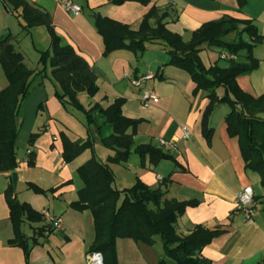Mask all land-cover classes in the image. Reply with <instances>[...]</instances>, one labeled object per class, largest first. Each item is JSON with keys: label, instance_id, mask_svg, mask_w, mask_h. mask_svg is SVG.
Segmentation results:
<instances>
[{"label": "crops", "instance_id": "obj_1", "mask_svg": "<svg viewBox=\"0 0 264 264\" xmlns=\"http://www.w3.org/2000/svg\"><path fill=\"white\" fill-rule=\"evenodd\" d=\"M27 1L48 12L56 33L95 69L99 92L94 97L86 93L79 95L84 110L89 111L96 105L107 109L118 99L126 100L124 116L142 120L134 136L135 146L151 145L172 157L154 165L149 157L141 160L133 148L128 162L109 164L115 175L114 189L122 192L141 181L152 189H161L167 200L197 202L196 207L188 208L179 218L177 232L180 236H188L200 226L221 232L203 249L202 259L209 264H263L264 209L260 199L264 193L255 186L253 174L256 173L245 167L238 140L228 134L226 117L230 107H215L209 119L213 131L208 140L202 130L203 115L210 102L207 94L202 91L195 94L196 85L189 73L169 65V49L165 43H148L146 52L140 56L131 50H120L105 57L104 41L93 15L98 13L138 31L144 16L156 6L170 13L167 28L180 35L185 43H189L193 33L204 24L225 17L251 21L264 37V0H247L244 7L239 5L238 0H153L148 6L134 2L115 6L112 0H72L83 9L77 15L65 10L63 0ZM21 12L22 9L15 11L11 1L0 0V39L10 36L28 68L39 73L43 69L39 63L40 55L50 49L51 36L45 26L25 30L21 18L17 17ZM235 39L234 34L228 37L229 41ZM243 39L251 42L247 35H243ZM155 47L165 52L161 61L160 57L148 56ZM212 49L216 48H206L200 54L205 67L207 63L203 52ZM217 51L219 55L222 52L220 49ZM253 54L259 60L258 70L238 78V83L245 92L260 97L264 94V39L255 47ZM241 56L243 59L246 54L241 53ZM30 59L33 68L28 65L27 60ZM217 64L222 68L229 66V62L219 60L211 67ZM149 74L159 80L147 82L143 89L132 86V79ZM44 76L34 80L18 118L20 133L17 142L21 145L24 122L20 113L23 105L31 101L37 110L30 136L40 133L31 149L36 154L35 166H28L27 157L18 158L17 150V170L10 174L0 173V264H87L86 256L96 235L95 220L91 211H77L71 207L78 201L79 191L84 187L78 169L92 158L107 163L108 158L115 155L114 151L101 144L97 128L92 126L90 131L95 137L93 149L86 150L71 163L64 161L62 134L73 142L86 141L89 127L85 112L76 109L85 116L86 123L78 128L76 137L72 131L66 130L69 128L67 114L55 98L59 86L52 78L50 68ZM47 80L53 83L51 90L45 84ZM7 86L8 81L0 64V92ZM148 90L154 91L160 102L145 108L141 97ZM184 131L190 134L188 139L184 138ZM27 139L25 137L23 141L27 142ZM160 139L172 145L161 146ZM14 173L18 177L16 186L12 180ZM158 177H162L163 181L159 182ZM27 183H34L48 193L35 194L28 189ZM11 184L19 203L29 204L41 215L49 212L53 217L63 219V229L53 233L44 218L36 223L25 221L20 231L29 247L28 254L22 247L11 244L16 235L6 197ZM247 186L254 188L257 203L252 222L236 209L237 196ZM116 249L119 264H158L164 255L159 239L153 247L131 239H118Z\"/></svg>", "mask_w": 264, "mask_h": 264}, {"label": "trees", "instance_id": "obj_2", "mask_svg": "<svg viewBox=\"0 0 264 264\" xmlns=\"http://www.w3.org/2000/svg\"><path fill=\"white\" fill-rule=\"evenodd\" d=\"M21 18L22 27L29 31L34 27L45 26L51 36L50 49L42 52L39 63L43 69L35 73L24 62L23 55L12 44L10 36L0 39V64L8 81V86L0 92V173H13L18 168L17 141L20 133L19 112L24 99L29 94L34 80L42 76L47 68L51 69L52 78L59 86L55 92L62 105H70L84 111L89 127L86 141H71L62 134L63 159L71 163L86 150H92L95 143L90 127L97 128L101 144L114 151L107 163L92 158L78 169L84 187L79 191V199L71 207L77 211H91L95 220V240L90 251L101 252L105 264H119L116 242L118 239H131L136 243L153 247L157 239L163 246L164 255L158 264H209L201 258L202 251L218 237L220 231L206 227H197L188 236H180L177 224L188 208L198 205L195 201L176 202L165 199L161 189H152L141 181L131 188L119 192L114 189L115 175L109 164H121L129 161L132 150L141 160L146 157L157 165L163 160L172 159L151 145L135 146L134 136L142 120L126 118L123 114L124 99L116 100L107 109L96 105L85 111L79 95L86 93L94 97L99 88L95 69L80 55L75 48L66 43L55 30L50 14L27 0H9ZM134 2L148 6L153 0H112V5L122 6ZM244 7L247 0H238ZM95 23L104 41V56L120 50H131L142 55L148 43L164 42L170 56L169 65L185 70L195 83V94L202 91L207 94L209 105L202 119L203 134L210 139L212 129L209 119L215 107L228 104L230 112L226 117L227 131L231 138L239 143L240 154L247 170L260 176L264 188V94L254 97L245 92L238 83V78L249 76L259 68V60L254 57V49L263 42L264 37L251 21H241L225 17L209 22L193 33L189 43L167 28L170 13L153 6L144 16L138 31L129 25L94 13ZM242 27V28H241ZM236 39L229 41L230 35ZM247 35L251 42L243 39ZM206 48H216L237 54L238 61L229 62L227 68L218 64L207 69L200 54ZM241 53L246 56L242 59ZM226 90L220 99L217 89ZM40 133L30 136L29 144ZM27 164L35 166V152L28 151ZM30 191L45 195L47 190L34 183H27ZM6 197L15 227L13 245L22 247L29 253V247L20 229L25 221L36 223L43 220V215L27 203H19L17 193L9 186ZM19 203V206L17 205ZM264 209V202H263ZM51 233L55 232L52 228ZM264 264V263H263Z\"/></svg>", "mask_w": 264, "mask_h": 264}, {"label": "built area", "instance_id": "obj_3", "mask_svg": "<svg viewBox=\"0 0 264 264\" xmlns=\"http://www.w3.org/2000/svg\"><path fill=\"white\" fill-rule=\"evenodd\" d=\"M62 6L65 8L67 12L72 14H80L83 9L80 5L76 4L72 0H63ZM219 59L221 61L234 62L238 61L239 57L237 54L230 53L227 51H222L219 55ZM155 79L154 75H143L138 78H134L131 81V84L136 89H143L144 85ZM160 99L157 94L148 90L142 94L141 103L145 108H149L153 105L159 104ZM190 134L187 131H184V138L188 139ZM159 144L161 146H171L172 144L166 140L160 139ZM29 153V152H28ZM159 182L163 181L162 177H158ZM257 203L255 200V192L252 186H247L244 188L237 196V212L242 214L245 219L249 222H252L255 217ZM43 218L49 222L51 228L54 231H60L63 229V219L53 217L49 212H45L43 214ZM87 264H105L104 256L101 252L89 251L86 256Z\"/></svg>", "mask_w": 264, "mask_h": 264}, {"label": "rangeland", "instance_id": "obj_4", "mask_svg": "<svg viewBox=\"0 0 264 264\" xmlns=\"http://www.w3.org/2000/svg\"><path fill=\"white\" fill-rule=\"evenodd\" d=\"M247 41V40H246ZM151 50H154V51H150L149 55L148 56H153L154 58H159L160 57V60L163 58V56L165 55V52L163 50H161L159 47H156L155 48H152ZM217 49H212V50H208V51H205L203 52V57L207 63V69L211 68V65L212 64H215L216 62H219V54L217 53ZM151 54V55H150ZM152 57V59H153ZM162 57V58H161ZM257 59V58H256ZM258 60V59H257ZM28 61V65L30 68H33L34 65L32 64V60H27ZM34 61V60H33ZM220 64H223V65H226L225 62H220ZM209 65V66H208ZM36 66V65H35ZM50 73V72H49ZM156 81H158L159 79L158 78H155ZM46 86H50V87H47V88H50V90L52 89V86H53V83L51 82H48V80L46 81ZM38 85V82L34 85L35 87H37ZM132 88V87H131ZM217 95L220 99L224 98L225 97V94H226V90L224 88H219L217 89ZM56 98V96H55ZM57 99V98H56ZM58 100V99H57ZM55 100V103L57 106L58 105V101ZM26 102V101H25ZM61 107L63 108V110L66 112L67 114V120L69 121L68 122V125H69V128H66V130L68 132L72 131V135H74L76 137L77 135V130L79 127H83V123H86V120H85V116H83L82 113L78 112L76 110V108L66 104L65 106L62 105L60 103ZM222 105H225V108L228 109L229 105L226 103L222 104ZM37 110V109H36ZM36 110L34 108V105L31 104V101L30 103H25V105H23L22 107V110H21V113H20V118L23 120L24 122V127L21 131V136H22V144H18L17 142V145H18V158H26V154H27V151L30 150L32 151L33 150V146H31L29 144V139H30V129H31V126L35 123L36 121ZM28 133V135H27ZM27 135V136H26ZM27 137L28 141L25 142L23 141V139ZM21 138V137H20ZM19 139V138H18ZM26 145H27V148H26ZM32 149V150H31ZM253 177L255 178V186L256 188L258 189V191H260L261 193L263 192L264 193V188L262 187V184H261V179H260V176L257 175V174H253ZM262 202H264V194L263 196L261 197L260 199Z\"/></svg>", "mask_w": 264, "mask_h": 264}, {"label": "water", "instance_id": "obj_5", "mask_svg": "<svg viewBox=\"0 0 264 264\" xmlns=\"http://www.w3.org/2000/svg\"><path fill=\"white\" fill-rule=\"evenodd\" d=\"M12 180H13L14 186H16L17 185V180H18V177H17V174L16 173L13 174ZM17 205L19 206V203H17Z\"/></svg>", "mask_w": 264, "mask_h": 264}]
</instances>
